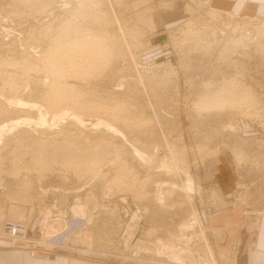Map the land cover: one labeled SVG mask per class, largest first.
Masks as SVG:
<instances>
[{"label":"rangeland","instance_id":"obj_1","mask_svg":"<svg viewBox=\"0 0 264 264\" xmlns=\"http://www.w3.org/2000/svg\"><path fill=\"white\" fill-rule=\"evenodd\" d=\"M236 11L213 0H0V242L45 260L220 264L200 222L226 205L217 158L234 156L239 202L264 199V54L227 51L240 35L264 42V16Z\"/></svg>","mask_w":264,"mask_h":264},{"label":"crops","instance_id":"obj_2","mask_svg":"<svg viewBox=\"0 0 264 264\" xmlns=\"http://www.w3.org/2000/svg\"><path fill=\"white\" fill-rule=\"evenodd\" d=\"M213 2L215 6L229 8L232 12L237 8L236 14L264 16V0H213ZM246 125L248 130L250 124ZM248 131H253V128ZM224 154L217 158L213 170L214 180L222 188L226 205L216 207L211 204L209 208L200 210L203 215L200 216V222L210 230L209 240L215 247L220 264H264V199L256 202L252 200L239 202L236 199V195L241 191L237 192L235 181L239 177L240 169L235 164L234 156ZM219 160H225L228 164L224 172L216 168ZM229 176L233 177V184ZM246 185L243 188H248ZM201 198L199 196V200ZM229 201L232 204H228ZM213 228L221 231L216 234ZM0 245L3 247L0 249V264H108L83 258L64 257L54 253L45 260L31 256L28 250L11 249L3 242H0Z\"/></svg>","mask_w":264,"mask_h":264},{"label":"bare ground","instance_id":"obj_3","mask_svg":"<svg viewBox=\"0 0 264 264\" xmlns=\"http://www.w3.org/2000/svg\"><path fill=\"white\" fill-rule=\"evenodd\" d=\"M173 1H174V0H173ZM98 2H99V1H98ZM118 2H119V1H118ZM116 3H117V2H116ZM121 3H122V2H121ZM99 4H100V3H98V5H99ZM96 5H97V4H96ZM96 5H95V7H96ZM110 5H111V4H110ZM146 5H147V4H146ZM140 6H141V5H140ZM91 7H92V6H91ZM95 7H94V8H95ZM97 7H99V6H97ZM209 7H210V6H209ZM96 9H97V8H96ZM98 9L100 10V8H98ZM210 10H211V9H210ZM216 10H217V9H216ZM97 11H98V10H97ZM106 11H107V10H106ZM113 11H114V10H113ZM217 11H218V10H217ZM221 11H222V10H221ZM93 12H94V11H93ZM95 12H96V10H95ZM218 12H219V11H218ZM223 12H224V11H223ZM226 12H227V11H226ZM97 13H98V12H97ZM101 13H102V12H101ZM101 13L98 14V15L102 16ZM103 13H104V11H103ZM105 13H106V12H105ZM224 13H225V12H224ZM108 14H109V12H108ZM215 14H216V11H215ZM228 14H229V12H228ZM93 15H95V13H93ZM103 15H104V14H103ZM219 15H220V14H219ZM221 15H222V14H221ZM229 15H231V14H229ZM113 16H114V15H113ZM93 17H94V16H93ZM96 17H97V16H96ZM105 17H106V16H105ZM117 17H118V16H117ZM255 17H256V16H255ZM100 18H101V17H100ZM107 18H108L109 21L111 22V21H112L111 19H112L113 17L111 16V17H107ZM249 18H250V17H249ZM249 18H248V19H249ZM95 19H96V18H95ZM103 19H104V18H103ZM108 19H106V20H108ZM251 19H252V18H251ZM256 19H257V18H256ZM262 19H263V18H262ZM98 20H100V19H98ZM98 20H97V21H98ZM104 20H105V19H104ZM225 20H226V19H225ZM109 21H108V22H109ZM115 21H116V23L118 22L116 19H115ZM244 21H246V20H244ZM102 22H103V21H102ZM102 22H100V23H102ZM105 22H106V21H105ZM105 22H104V23H105ZM262 22H264V19H263V21L261 20V23H262ZM259 23H260V22H259ZM259 23H258V24H259ZM243 24H244V23H243ZM246 24H247V23H246ZM254 25H257V24H254ZM262 25H264V24L262 23ZM247 26H248V25H246V27H247ZM251 27H252V26H251ZM255 27H256V26H255ZM255 27H254V28H255ZM257 27L260 29L261 26H258V25H257ZM262 27H264V26H262ZM262 27H261L260 30H263ZM236 28H237V27H236ZM242 28H244V27L242 26ZM258 28H256V29H258ZM100 29L102 30L101 27H100ZM207 29H208V28H207ZM259 29H258V31H260ZM103 30H104V29H103ZM127 30H128V29H127ZM203 30H204V29H203ZM208 30H209V29H208ZM210 30H211V29H210ZM234 30L236 31V29H234ZM68 31H69V30H68ZM76 31H78L77 28H76ZM82 31H83V30H82ZM106 31H107V30H106ZM123 31H124V30H123ZM215 31H216V30H215ZM215 31H214V29H213V31H211V32H214V33H215ZM237 31L239 32L240 30H237ZM253 31H254V30H253ZM258 31H257V32H258ZM79 32H80V31H79ZM98 32H99V31H98ZM101 32L104 33L103 31H101ZM260 32L262 33L263 31H260ZM55 33H57V32H55ZM76 33H78V32H76ZM99 33H100V32H99ZM202 33H203L202 35H201V34L197 35V38H198V36L200 37V35H201V36H204V32H202ZM208 33H210V32H208ZM214 33H211V36H210V34H207V36H208L207 39H209V37H210V38L213 37L214 35H212V34H214ZM60 34H61V33H60ZM238 34H241V33H237V35H238ZM250 34H251V32H250ZM263 34H264V32H263ZM64 35H65V34H64ZM73 35H75V34H73ZM205 35H206V34H205ZM230 35H231V34H229V36H230ZM234 35H235V34H234ZM256 35H258V33H255V36H256ZM69 36H70V35H69ZM240 36H241V35H240ZM240 36H239L238 38L236 37L237 39L233 38L234 36H233V37L230 36L231 38H233V40L229 41V42H231L230 46L232 45L233 49H231L232 47L229 48V47H230V46L228 45L229 43H224V44H223V45H225V44L228 45V48L231 49V50H229V49L226 47V48H227V51H233V50H234V51H235L234 53L236 54V52L238 53V51H240V50H245L246 52H243V53H248V52H249V48H250V49L254 48V49H258L259 52L262 51V53H260L261 55L264 54V42H259L260 39H258V41H253L252 39L255 38V36H254L253 38H250V37L244 38V37H242V36L240 37ZM243 36H245V35L243 34ZM252 36H253V35H252ZM66 37H67V36H66ZM107 37H108V36H107ZM193 37H194V36H193ZM204 37H206V36H204ZM204 37H202V38H200V39H203ZM214 37H215V36H214ZM216 37H217V36H216ZM230 37H229V39H226V42H227V40H230ZM256 37H257V36H256ZM258 37H261V35H258ZM258 37H257V38H258ZM263 37H264V35H263ZM263 37H262V38H263ZM58 38H59V37H58ZM69 38H70V37H69ZM71 38H72V37H71ZM93 38H94V37H93ZM94 39H95V38H94ZM105 39H106V38H105ZM195 39H196V37H195ZM212 39H213V38H212ZM60 40H61V39H60ZM65 40H67V39H65ZM74 40H75V39H74ZM86 40H87V39H86ZM204 40H205V38H204ZM209 40H211V39H209ZM255 40H257V39H255ZM69 41H70V40H69ZM120 41H121V40H120ZM122 41H123V40H122ZM215 41H216V40H215ZM71 42L73 43V41H71ZM87 42H89V41H87ZM91 42H92V40H91ZM91 42H90V43H91ZM93 42H94V40H93ZM193 42H194V41H193ZM195 42H196V41H195ZM202 42H203V41H202ZM202 42H199V44L201 45V47L203 46V45L201 44ZM208 42H209V41H208ZM95 43H97V42H95ZM196 43H197V42H196ZM196 43H194V44H196ZM209 43H210V42H209ZM64 44H65V43H64ZM86 44H87V43H86ZM92 44L94 45V43H92ZM99 44H100V42H99ZM99 44H97V46H99ZM65 45H66V44H65ZM69 45H70V44H69ZM78 45H79V44H78ZM101 45H102V44H101ZM196 45H197V44H196ZM208 45H209V44H208ZM226 45H225V46H226ZM238 45H240V47L237 48ZM255 45H258V47H255ZM81 46H82V45H81ZM97 46H96V47L93 46V47L90 48L91 51H92V53H93V56H95V57L98 55V54L96 53V49L98 48ZM123 46H124V45H123ZM225 46H224V47H225ZM253 46H254V47H253ZM99 47H100V46H99ZM102 47H104V46H102ZM199 47H200V46H199ZM221 48H222V47H221ZM226 48H225V49H226ZM240 48H241V49H240ZM74 49H76V47H75ZM74 49H73V50H74ZM87 49H88V48H87ZM70 50H71V49H70ZM73 50L71 51L72 53L75 52V51L73 52ZM77 50H78V49H77ZM99 50H100V48H99ZM109 50H110V49H109ZM81 51H82V50H81ZM97 51H98V50H97ZM224 52H225V50H224L223 52H221V53L223 54ZM82 53H83V52H82ZM85 53H86V52H84V54H85ZM92 53H91V54H92ZM101 53H102V52H101ZM229 53L231 54L232 52H229ZM229 53L227 52L226 54H229ZM74 54H75V53H74ZM57 55H58V54H57ZM72 55H73V54H72ZM85 55H86V54H85ZM232 57H233V56H232ZM103 58H104V57H103ZM263 58H264V56H263ZM97 60H98V59H97ZM263 60H264V59H263ZM262 67H263V66H262ZM209 83H212V82H209ZM258 84H260V82H259ZM205 85H206V84H205ZM207 85H208V84H207ZM211 85H212V84H211ZM215 85H216V84H215ZM219 85H220V83H219ZM225 85H226V84H225ZM208 86H209V85H208ZM216 86H218V85H216ZM206 87H207V86H205L204 88H206ZM209 87H210V86H209ZM252 87H253V85H252ZM204 88H203V89H204ZM211 88H212V87H211ZM213 88H214V87H213ZM262 88H264V86H263ZM206 89H207V88H206ZM250 89H251V88H250ZM253 89H254V88H253ZM224 90H226V89H224ZM209 91H210V92H209V95H210V93H211L212 91H215V90H212V91H211V89H210ZM207 92H208V89H207ZM207 92L205 93V89H204V91L201 92V95H199V94H198V95L202 97L203 94L205 93L204 95L209 96V95H207ZM245 92H247V91H245ZM245 92H244V93H245ZM212 93H214V92H212ZM224 93H225V91H224ZM224 93H222V96H223ZM244 93H243V94H244ZM254 94H255V93H254ZM254 94H252V96L250 95V97H253V96H254L253 98L255 99V98L258 97V96H255V95H257V94H255V95H254ZM217 95H218V93H217ZM217 95H216V97H218ZM219 95H220V94H219ZM224 95H225V94H224ZM246 95H247V94H245L243 97H245ZM248 95H249V94H248ZM248 95H247V97H249ZM220 96H221V95H220ZM226 96L228 97V95H226ZM223 97H225V96H223ZM223 97H222V100H223ZM203 98H204V96H203ZM218 98H220V97H218ZM200 99H201V98H200ZM211 99H212V98H211ZM226 99H227V98L225 97L224 100H226ZM240 99H241V97H240ZM242 99H243V98H242ZM246 99H247V98L245 97V99H243V100L249 102V100H248V99L246 100ZM251 99H252V98H251ZM251 99H250V100H251ZM254 99H252V102H253ZM220 100H221V99H220ZM220 100H219V102H221V103L224 102V101H222V100L220 101ZM226 101H228V100H226ZM226 101H225V102H226ZM241 101H242V100H241ZM244 101H242V102L244 103ZM254 101H256V99H255ZM232 102H233V101H232ZM235 102H236V101H235ZM250 102H251V101H250ZM221 103H220V104H221ZM243 103H242V104H243ZM245 103H247V102H245ZM263 106H264V105H263ZM252 147H253V146H252ZM259 159H261V157H259ZM261 160H264V159H261ZM259 162H260V161H259ZM263 164H264V161H263ZM259 165L261 166L262 164H259ZM262 167H263V166H262ZM7 221H9L8 223H11V222L14 223V226H13V228H14L13 233H15V234L21 233L20 231H17V226H18V224H22V225L24 226V229L26 228L25 225H24L23 223H18V224H17L16 221H12V220H7ZM6 224H7V222H6ZM5 227H6V226H5ZM11 231H12V230H11ZM13 237H15V236H13Z\"/></svg>","mask_w":264,"mask_h":264},{"label":"built area","instance_id":"obj_4","mask_svg":"<svg viewBox=\"0 0 264 264\" xmlns=\"http://www.w3.org/2000/svg\"><path fill=\"white\" fill-rule=\"evenodd\" d=\"M13 226H14V223H12V222L8 223L7 224V229L10 230V231L11 230L13 231L14 230ZM17 231H20L22 235H24V233L26 232V230L24 229V226L22 224H18Z\"/></svg>","mask_w":264,"mask_h":264}]
</instances>
